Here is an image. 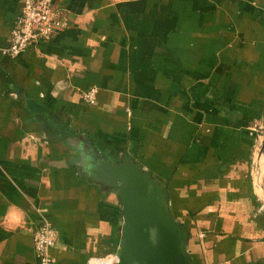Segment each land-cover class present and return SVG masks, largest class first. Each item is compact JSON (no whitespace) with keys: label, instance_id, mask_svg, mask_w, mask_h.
<instances>
[{"label":"crops","instance_id":"obj_1","mask_svg":"<svg viewBox=\"0 0 264 264\" xmlns=\"http://www.w3.org/2000/svg\"><path fill=\"white\" fill-rule=\"evenodd\" d=\"M55 3L68 27L10 57L23 0H0V264H38L45 222L56 264L118 249L120 204L80 173L82 137L165 185L195 264H264V0Z\"/></svg>","mask_w":264,"mask_h":264},{"label":"water","instance_id":"obj_2","mask_svg":"<svg viewBox=\"0 0 264 264\" xmlns=\"http://www.w3.org/2000/svg\"><path fill=\"white\" fill-rule=\"evenodd\" d=\"M74 141L82 142L80 173L115 193L121 207L123 225L113 264H195L189 250L192 235L174 217L165 185L134 159L111 161L84 137ZM261 150L262 156L264 132Z\"/></svg>","mask_w":264,"mask_h":264},{"label":"built area","instance_id":"obj_3","mask_svg":"<svg viewBox=\"0 0 264 264\" xmlns=\"http://www.w3.org/2000/svg\"><path fill=\"white\" fill-rule=\"evenodd\" d=\"M64 10L56 6L55 0H23L22 13L11 31L7 52L10 57L23 54L39 41H50L54 34L68 27V17ZM98 90L92 88L82 95L88 106L97 103ZM263 209V208H262ZM58 243V232L45 222L34 233V248L38 264H56L52 250ZM117 261L115 255L105 258L95 257L88 264H111Z\"/></svg>","mask_w":264,"mask_h":264},{"label":"rangeland","instance_id":"obj_4","mask_svg":"<svg viewBox=\"0 0 264 264\" xmlns=\"http://www.w3.org/2000/svg\"><path fill=\"white\" fill-rule=\"evenodd\" d=\"M263 132H264V129H262V131H259V137H258L256 149L254 151V153H255V161H256V157L262 152L261 145L263 143ZM256 163H257V161H256ZM261 167L262 168L259 169V166H257L255 164V178H256V182H258L262 186V190H264V155H263V166H261ZM258 174H259L260 177L258 176ZM261 198H262V203L264 204V194H262ZM120 209H121V207H120ZM121 225H123L122 217H121ZM120 233H121V228H120ZM119 244H120V242H119ZM113 255H115V253Z\"/></svg>","mask_w":264,"mask_h":264},{"label":"trees","instance_id":"obj_5","mask_svg":"<svg viewBox=\"0 0 264 264\" xmlns=\"http://www.w3.org/2000/svg\"><path fill=\"white\" fill-rule=\"evenodd\" d=\"M73 135L72 131H71V136ZM120 163H122L123 161H119Z\"/></svg>","mask_w":264,"mask_h":264},{"label":"bare ground","instance_id":"obj_6","mask_svg":"<svg viewBox=\"0 0 264 264\" xmlns=\"http://www.w3.org/2000/svg\"><path fill=\"white\" fill-rule=\"evenodd\" d=\"M109 264H111L110 262H108Z\"/></svg>","mask_w":264,"mask_h":264}]
</instances>
